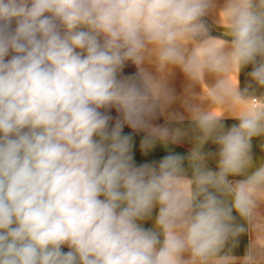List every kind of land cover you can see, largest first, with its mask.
Returning a JSON list of instances; mask_svg holds the SVG:
<instances>
[{"label":"clouds","instance_id":"9594fccd","mask_svg":"<svg viewBox=\"0 0 264 264\" xmlns=\"http://www.w3.org/2000/svg\"><path fill=\"white\" fill-rule=\"evenodd\" d=\"M211 7L213 0H0V264L230 259L246 232L237 215L250 221L264 194V161L244 175L252 140L264 135V110L249 107L226 128L220 112L185 100L198 142L186 156L137 160L158 142L189 138L175 89L146 64L180 66L191 78L250 66L243 91L218 81L221 104L243 99L252 84L264 88V0H227V52L208 36ZM189 41L201 43L186 55ZM129 64L135 72L125 71ZM134 134H143L138 148ZM209 140L215 151L205 149Z\"/></svg>","mask_w":264,"mask_h":264},{"label":"crops","instance_id":"0c3cea01","mask_svg":"<svg viewBox=\"0 0 264 264\" xmlns=\"http://www.w3.org/2000/svg\"><path fill=\"white\" fill-rule=\"evenodd\" d=\"M226 3L227 0H213V7L210 8L208 15L205 18L208 28V36L212 38L213 43L219 44L225 52H227L231 47L230 29L228 27V20L224 15ZM200 43L201 41L187 42L185 44L186 55H191ZM145 66L148 67L154 74H157L165 79L168 84L175 89L178 99L173 105V108L184 113L186 119L180 126L189 130V138H186L180 144H161L158 142L156 148L143 159H141L139 151H137L138 162L159 160L163 155L170 152L186 156L191 147L198 142L196 137L200 134L197 130H195L193 113L187 110L183 101L187 100L189 104L197 106L206 112H220L222 122L227 128L238 122L240 113L245 111L247 108L252 107V98L264 99V88H260L255 84H252L248 94H246L241 100L230 99L229 102L221 104L214 99V90L216 89L218 81L222 79L228 81L233 87L243 91V89H245V87H247L250 83V77L248 76L250 66L239 70L229 66L228 70L223 72H213L205 69L197 78L189 77L180 66L168 65L163 69H158L154 62L146 64ZM131 67L132 72H135V66L131 65ZM157 123H163V119L157 121ZM125 131L127 132L130 130L126 128ZM142 135L143 134H134V142L137 145V148ZM204 147L208 151L216 150V146L212 144L210 140L204 145ZM252 153L254 162L246 169L244 175L249 174L255 167L259 166L261 161H264V135L253 138ZM208 166L215 168L216 162L214 157L209 158ZM242 178L243 176L229 177L230 180H238ZM261 195L264 196V194ZM234 215L237 214L234 212ZM237 223L244 224L246 232L238 237L236 246L231 249V252H228V248L224 250L225 252H228L230 259L219 262L212 261L210 264H247L245 256L248 252H251L255 257L252 264H258L257 253L255 252L252 243V219L250 221H245L237 215ZM150 225L151 222H149V226ZM229 247H231V242ZM221 255H223V253Z\"/></svg>","mask_w":264,"mask_h":264},{"label":"rangeland","instance_id":"374dc122","mask_svg":"<svg viewBox=\"0 0 264 264\" xmlns=\"http://www.w3.org/2000/svg\"><path fill=\"white\" fill-rule=\"evenodd\" d=\"M125 71L132 72L131 64ZM252 243L257 253V263L264 264V196L262 195L258 200V206L252 217Z\"/></svg>","mask_w":264,"mask_h":264},{"label":"built area","instance_id":"2783aa9c","mask_svg":"<svg viewBox=\"0 0 264 264\" xmlns=\"http://www.w3.org/2000/svg\"><path fill=\"white\" fill-rule=\"evenodd\" d=\"M251 105L252 107L259 106L261 109H264V99L252 98Z\"/></svg>","mask_w":264,"mask_h":264}]
</instances>
